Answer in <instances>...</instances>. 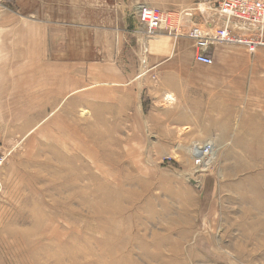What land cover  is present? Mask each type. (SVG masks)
I'll list each match as a JSON object with an SVG mask.
<instances>
[{"label": "rangeland", "instance_id": "obj_1", "mask_svg": "<svg viewBox=\"0 0 264 264\" xmlns=\"http://www.w3.org/2000/svg\"><path fill=\"white\" fill-rule=\"evenodd\" d=\"M218 1L143 0L122 39L34 28L0 0V264H264V47L197 64L190 27L216 35ZM142 4L202 10L148 38ZM173 105L190 127L168 145Z\"/></svg>", "mask_w": 264, "mask_h": 264}, {"label": "crops", "instance_id": "obj_2", "mask_svg": "<svg viewBox=\"0 0 264 264\" xmlns=\"http://www.w3.org/2000/svg\"><path fill=\"white\" fill-rule=\"evenodd\" d=\"M15 2L16 11L19 15L23 17L32 18L34 28H37V24L40 23L48 24V26H64L69 33V30L73 28L79 30L81 34H88L89 36H101L104 37L106 34H119L120 38L125 39V33L130 27L129 16L134 7L143 2V0H10ZM145 1V0H144ZM40 26V25H39ZM51 31V30H50ZM134 36V35H132ZM69 39V38H68ZM101 39V38H100ZM89 40L96 41V46L93 48H101L98 43L101 40L97 37H91ZM124 42V41H123ZM181 42V41H180ZM177 41L176 46H174V54L176 50L180 48V43ZM218 47V46H217ZM221 49H215V55ZM166 55L170 53L169 49L164 50ZM211 54V53H210ZM196 55V54H195ZM214 59V55H211ZM177 57L165 58L163 62L158 63L161 70L167 68L169 64L176 65L178 62ZM199 64V63H197ZM171 65V66H172ZM202 65V64H199ZM205 66V65H202ZM173 71V70H170ZM165 75H162V78ZM168 78H178V74H172L167 76ZM220 80L226 81V78L221 74L218 76L216 82ZM169 81V80H167ZM169 83V82H168ZM170 92L173 94V90H167L165 93ZM174 96V95H173ZM168 117L164 115V124L167 125L166 130H170L169 135L166 136L165 144L176 145L183 143L185 140L184 135L180 132L185 129V118H181V112L178 105H173L165 110ZM179 115V116H178ZM214 121H216V118ZM176 129L177 134H171L172 130ZM178 141V142H176ZM213 143V142H212ZM215 146V143H213Z\"/></svg>", "mask_w": 264, "mask_h": 264}, {"label": "built area", "instance_id": "obj_3", "mask_svg": "<svg viewBox=\"0 0 264 264\" xmlns=\"http://www.w3.org/2000/svg\"><path fill=\"white\" fill-rule=\"evenodd\" d=\"M201 10L200 7H196L188 10L166 11L142 4L135 9L133 17L148 38L155 37L161 31L180 37L185 32V22L193 23L195 12ZM216 12L223 19V27L216 35H210L197 25L190 27L189 37L196 44L197 63L213 66L214 59L209 49L215 43L243 44L251 54L256 53L258 48L264 47V0H219ZM245 30L256 35L236 36L237 32Z\"/></svg>", "mask_w": 264, "mask_h": 264}, {"label": "bare ground", "instance_id": "obj_4", "mask_svg": "<svg viewBox=\"0 0 264 264\" xmlns=\"http://www.w3.org/2000/svg\"><path fill=\"white\" fill-rule=\"evenodd\" d=\"M71 73V72H69ZM55 105V99H53L52 103L50 104V107L48 110L50 109H53ZM44 115V112H42L41 116L38 117L39 119ZM54 115V114H53ZM37 118L33 119V121H30L28 124H26L22 129L19 128L18 130H21L20 133L22 132H25L27 130H29V128H31L33 125H34V122L36 121ZM38 119V120H39ZM195 149V150H194ZM214 153V145L213 143H208V144H205V145H196L194 148H193V156L196 157L198 155V159H200V162L202 161V163H207L209 158H210V155Z\"/></svg>", "mask_w": 264, "mask_h": 264}]
</instances>
